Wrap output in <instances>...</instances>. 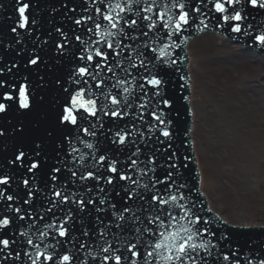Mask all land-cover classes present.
<instances>
[{
	"label": "snow or ice",
	"instance_id": "snow-or-ice-1",
	"mask_svg": "<svg viewBox=\"0 0 264 264\" xmlns=\"http://www.w3.org/2000/svg\"><path fill=\"white\" fill-rule=\"evenodd\" d=\"M142 2H148V6L142 9L137 8L136 15H140L141 11L144 13H153L155 11V15L142 16V19L147 21L145 26L148 31L142 32L141 35L148 36L149 32L154 29L159 33L162 28L165 31L164 35L160 36V41H168V43H163L162 47L150 48L152 53H158L151 59L145 56L144 51L139 50L140 45H137L136 49H132L131 45H125L122 40L115 39L119 35L131 40L139 38L138 36L128 37L125 28L118 26L121 20L124 21L128 28L138 26L136 19H125L120 15V13L131 12L133 5L123 6L121 3H117L115 8L119 9V12H115L112 6L108 5L106 10L101 7L96 8L99 20L93 16L86 18L94 24V27L87 28V32L93 33L99 39L92 40L90 37L89 43L85 45L81 36H75V40L81 41L82 45L78 49L79 55L76 52H71L66 47L69 43L67 34L61 28L55 29L57 33L64 37V42L55 44L58 56L61 59L65 56H70L72 60V66L68 70L66 78L56 77L55 80L49 81L45 74H41L40 65L43 60L39 55L29 56L23 65L12 63L10 66H0V77H3L5 72L12 77L11 80L0 78V114L7 115L13 108L17 111L32 112L34 108L48 102L47 90L53 85L58 87L63 94L62 100L57 98L50 104L53 109L54 125L45 133L56 145L55 155L51 158L49 165V174L52 181H57L59 179L57 174L61 172L62 168H67V162L60 158V153L64 150L65 143L71 147L69 155L73 160H76V154L79 149L74 146V141L84 143L86 148L92 149L94 147L93 144L87 143L84 140V136L95 137L98 130L103 133V117L119 120L129 114L125 109L131 108L132 105L127 100H125L122 107V102L118 98L119 93L113 95L111 89L107 92L104 91L105 80L101 78L103 71L116 76V70H120L125 72L127 76L131 75V69H144L147 75H141L140 79L146 80L147 84L152 86L153 89L152 97L147 102L148 105H154L149 111V115L154 121L151 127L158 132L157 140L161 145L165 146L163 151L168 152L173 147L172 140L176 134L173 124L174 119L178 118L179 112L174 109L175 101L167 90L169 81L165 77L168 74V69L172 68L177 63V60L172 58L175 54L169 49L181 48L186 43L187 37L182 34L189 28L202 30L201 26L203 28L208 27V24L199 18L205 15L199 6L204 3V0H198V4L189 3L188 0H163L160 3H153L151 0H136L137 5ZM211 2L210 11L217 14L214 17L216 27L222 28L226 33L240 34L244 38L245 43L251 41L253 46H259L264 50V31L257 33L252 23H245L247 16L243 10L247 5H250L251 9H264V0H211ZM33 7H38V3L33 4L31 0H16V11L19 14L18 27L20 29H28L31 32V28L28 27L29 24L37 25L36 16L33 14L30 18L29 15ZM72 11H75V9H72ZM101 21H106L107 25ZM74 23L80 26L82 20L75 19ZM10 31L17 33V27H12ZM110 37L112 39H109ZM101 44L110 49L111 52L104 51ZM143 48L147 49L149 45L144 44ZM125 49H132L135 52V59L139 63L132 62L133 56L130 53L125 57L129 61L128 68H125L124 61L119 59L124 54ZM110 57H112L111 60ZM60 62L58 59L57 63ZM147 65H151V69H155V71H152ZM22 72L27 73V75H21ZM17 77H19V81H17ZM91 82H95L94 87ZM127 83L126 78H117V83L111 87H120L123 93L127 94L130 92V89L125 86ZM139 86L143 88V84ZM100 97H103L108 103L98 105ZM110 105L115 107H110ZM139 107L144 109L146 104L141 103ZM99 113H103V117ZM140 119L143 120V116ZM7 131V128L0 126V138L4 137ZM12 131L22 134L24 131L23 124L14 126ZM108 131H111V129H108ZM129 135L130 133L124 129L118 130L114 133L112 143L125 145ZM161 137L164 139H160ZM116 151L119 152V149ZM139 152L140 149L137 148L133 156ZM175 158V152H171L167 156L169 161ZM84 161L85 156L81 154L79 162L83 164ZM129 161L126 162V169L121 170L119 167L121 161L118 158L109 160L107 156L100 155L97 158V163L106 164V172L94 170L95 165L93 170H87L80 175L76 171L68 169L71 178L80 181L104 180L107 185L119 188L127 198L125 203L138 199L142 202L139 211L149 213L146 217L147 226L143 228L135 226L129 229L125 227V221L127 220L131 225H138L141 221L140 215L137 212H133L131 207L125 206L122 210L117 211L116 205L110 204L109 207L113 209V220H110L104 228L99 230V236L101 238L105 237L107 233L104 229L115 227L122 232L130 231L135 235L136 242L129 240L126 244L121 245L120 248H115L112 243L105 239L104 244L107 246H100L98 255L92 257L93 262L99 260L101 264H137L138 261L143 260V264H206L205 256L201 255V250L206 256H211L210 249L215 248L216 245L211 244L205 237H216L219 229L213 230L214 222L205 219L201 215L204 209L198 207L196 200L190 199L194 185L191 188L188 187L183 182L182 175L178 171L179 167H186V165L168 164V168L171 170L166 172L163 180L150 177L148 183L141 184L138 179H133L131 172L127 170L135 169L139 161L131 157H129ZM9 163L12 165L19 164L28 173H32L35 176L37 171L49 163V157L44 150V142L33 141L31 145L21 144L17 146ZM147 163L152 165V167L148 168L145 166L144 169H140V177L148 176L149 172L155 173V157H149ZM10 179L11 177L6 175L0 176V185H7ZM120 182L130 183L125 185ZM66 183L67 181H65ZM23 184L28 187L30 181L24 179ZM157 185L162 186L163 194L161 188H157ZM101 190L103 191V189ZM88 191H91V189H88ZM196 191L198 192V190ZM185 192H187V195ZM34 195L35 192L30 189L26 193L29 199H25L24 203L31 206L30 200ZM54 195L61 198L62 202L65 203L70 200L69 195H65L58 190L54 192ZM198 195H202V193H198ZM0 196H4V193L0 192ZM6 199L13 201L14 197L7 195ZM71 200L77 204L81 211L87 208L89 204L96 203L93 199H77L75 195L71 197ZM99 203L103 205L106 201L100 200ZM145 203L147 207L144 206ZM14 211L20 212V209L16 208ZM48 211H51V209H48ZM96 211L107 213L106 209L99 207ZM208 212H211V209H208ZM124 213H129L130 218L125 217ZM23 218L22 216L20 217V219ZM97 220L103 224L100 217H97ZM220 223L226 224L223 221H220ZM10 224L11 220L7 215L0 218V229H7ZM46 227L52 228L54 225L48 224ZM56 230L60 237L68 236L69 228L64 226V222ZM81 234L87 237V228H84ZM144 234H148L149 238L147 240H144ZM44 235L46 233L42 232L41 236ZM116 235L118 237L119 233ZM198 239L199 242H197ZM218 239L227 241L228 235L225 232H220ZM13 243L15 241L0 238V246H2L0 247V253L4 254L2 259H0V264H3V261L9 258L20 259V252H16L13 257L11 251H6ZM27 243L37 248L38 258L41 261L49 262V264H71L75 259L71 254L61 255L57 250V245L62 243L60 241H57V245L49 246L51 249L50 253L39 252V246L34 245L31 239ZM85 247V244H79L80 249ZM125 253H128V255H125ZM24 255L28 257L31 264H38V260L33 259L29 253L25 252ZM223 259L227 261L229 256L225 254ZM259 264H264V259H261Z\"/></svg>",
	"mask_w": 264,
	"mask_h": 264
},
{
	"label": "bare ground",
	"instance_id": "bare-ground-1",
	"mask_svg": "<svg viewBox=\"0 0 264 264\" xmlns=\"http://www.w3.org/2000/svg\"><path fill=\"white\" fill-rule=\"evenodd\" d=\"M186 47L193 55L189 69L191 71L194 64L198 68L201 66L199 73L203 78L197 77V81L204 84L205 102L214 105L211 108L206 104L201 105L202 113L199 114L192 99L194 127H198L202 119L207 130L214 131L215 139H209L212 152L209 158L214 162L215 172L218 175L220 160L225 155L234 156L237 161L244 158L242 161L245 165L255 166L257 159L264 154V79L259 78L260 71H264V54L245 48L241 43L230 42L223 34L216 35L210 31L195 35ZM192 79L194 86L196 72L192 73ZM216 138L221 139L223 145L226 144L224 155L221 150H217L220 143H217ZM229 145H235L237 150L230 149ZM238 180L242 192L260 199L250 188L249 178L239 177ZM209 200L212 202L211 198Z\"/></svg>",
	"mask_w": 264,
	"mask_h": 264
},
{
	"label": "water",
	"instance_id": "water-1",
	"mask_svg": "<svg viewBox=\"0 0 264 264\" xmlns=\"http://www.w3.org/2000/svg\"><path fill=\"white\" fill-rule=\"evenodd\" d=\"M244 11H246V9H243ZM203 13H205V14H211L212 15V17H215L217 14L216 13H214V12H212V11H210V10H208V11H203ZM254 15L255 16H257L259 19H262L263 21H264V11H263V9H255V12H254ZM260 23L262 24V21L260 20ZM146 29V28H145ZM146 31H148V29H146ZM156 32V30L154 29V30H152L151 32H149V35L148 36H143L142 35V37H141V40H143L144 38L146 39V41L147 42H151V41H153V40H148V38H150V35L153 33V32ZM142 32H144V30H142L141 31V33ZM160 34H161V31L159 32ZM160 41V39H158V38H156L155 40H154V43L155 42H159ZM193 104V103H192ZM193 108H194V105H193ZM193 117H194V115H193ZM10 135V134H9ZM179 135V134H178ZM155 137L157 138V135H155ZM193 137H194V139H195V146L197 145V140H196V136H195V134L193 135ZM28 141V144L29 145H31L32 144V139L31 140H27ZM89 143H91V142H89ZM161 145V144H160ZM172 145H173V147L171 148V149H169L168 150V152H166L165 153V155L164 156H167L169 153H171V152H173L174 150H173V148L174 149H176L177 148V150H179V148H181L182 147V140L180 139V137H179V139H178V136L176 137V136H174V138H173V140H172ZM88 149V148H87ZM93 149V148H92ZM92 149H88V152L89 151H92ZM114 149H116V148H114ZM147 150V152H149V150H150V148H148V149H146ZM132 151L130 150L129 152H128V154H126V156L124 157V159H122L121 160V163H120V165L121 166H124V169L123 170H125L126 169V162H130L129 161V156H130V153H131ZM181 153H182V155H181V159H180V162L179 163H176V162H173V161H170V162H168V164H171V163H176L177 165H186L187 166V162H188V160H185V156L187 157V152L184 150V151H181ZM102 154H106L107 155V157L109 156H111V155H114L112 152H111V150L110 151H107V150H104V152H102ZM177 154V153H176ZM11 155H13V152H11ZM180 155V154H179ZM108 157V158H109ZM122 157V156H121ZM134 158V157H133ZM198 158H199V155H198ZM11 159H12V157H11ZM135 159H137L138 161H139V164L138 165H140V162H144V160H143V158L142 157H137V158H135ZM140 159V160H139ZM182 159H184V160H182ZM160 163H158V165H166V161L165 160H160L159 161ZM7 163H8V161H7ZM83 164H85V163H83ZM146 164H147V162H146ZM146 164H141L142 165V167H143V169L145 168V166H146ZM12 165V164H11ZM11 165H9V163H8V168L10 169V166ZM102 165H104V164H102ZM14 166H16V165H13V167ZM105 167H104V169L103 170H106V167H107V165H104ZM75 168H77L76 167V164H75V166H74ZM138 167V166H137ZM160 169L161 168H159L157 171H155V173H149L148 174V179L150 178V175H152L151 177L152 178H159V179H161V180H163L164 179V176H165V171L166 170H171V169H169L168 167L165 169V170H162V171H160ZM132 170V169H131ZM134 171V170H133ZM132 171V172H133ZM178 171H179V173L182 175V180H183V182H185L186 184H187V179L189 178L190 179V185L188 186V187H192L193 185H194V177L191 175V173H190V170L189 169H187L186 167H184V166H181V167H179L178 168ZM106 172V171H105ZM131 172V171H130ZM132 172H131V174H132ZM22 174V170L21 171H19V173H16L15 175L17 176V175H20V176H17L18 178H21V175ZM106 175H107V173H106ZM136 174L133 172V174H132V176H133V179H135L134 177H137V176H135ZM189 176V177H188ZM35 179H37V173L35 174ZM51 179L49 178L48 180H47V182H49ZM60 180V179H59ZM144 182H140L141 184H143V183H148L149 182V180H146V178H144ZM15 182H18L17 184L18 185H20L19 186V189L22 187V185H21V181H19V180H16ZM37 182V181H36ZM120 183H125V184H129L130 182H120ZM58 187L57 186H55V187H51L50 189H49V186H46V189L48 190V191H50L53 195H54V192L55 191H61L63 194H65V195H69L70 196V200H69V202H67V203H65V202H62V200H61V198H58V197H55V199H57V200H59V202H58V204H57V206H56V202H55V205L53 206V208L51 209V213H52V215L50 216V217H46V216H44L43 215V213H44V211H45V209L47 208V209H49L47 206H43V207H40L41 205H42V202H44V200H46V198L42 195V194H38V193H36L35 192V195L31 198V200H30V204H31V206H29V204H25L24 203V200L25 199H29L27 196H26V193H25V190H24V188L23 189H20V195H19V193H16V195L17 196H19L21 199H20V201L18 200V201H16V203H17V208H19L20 209V211H21V213H20V217L22 216V217H24L23 219H21L22 220V222H21V224H20V227H21V229L20 230H22V229H24V231L26 230V232H25V234H27V233H29V236L27 235V241L29 240V239H31V237H32V235L33 236H36V237H38L37 239H35L34 240V242H38L40 239V241H39V244H41V245H43V249L42 250H44V253H50L51 252V249H50V244L48 243H46V240L45 239H43L42 237H44V238H47V239H49V241L51 240V237H52V233H51V228H47L46 227V224H45V222L47 221V219L48 218H53V220L54 221H60V223H62V222H64V224L65 223H68V224H66L65 226H68L69 228H70V230H71V232L68 234V236L67 237H60L58 234L55 236L56 237V239H57V241H60V242H62L61 243V245L63 244V243H65V244H68V245H70L71 247H72V249H68V252H69V254H71V255H73V254H75L77 251H83V249H80L79 248V244H81V243H83L84 244V241L87 243L90 239L91 240H93L94 241V238L96 237V232H97V225H98V220H97V217H100V220H102L103 221V227L105 226V225H107L108 224V222L110 221V220H113V216H112V210L111 211H109V209H108V213H106L105 214V212H103L102 213V215H99V212H97L96 213V215H95V211H94V206H95V204L96 203H99V201H100V199H96V203L95 204H89L88 206H87V208H85V213L84 214H82V215H76V213H78L77 212V208H78V206H77V204H75L74 202H72V200H71V197L74 195V191H73V188L72 187H69V184L68 183H62V182H60V181H58ZM50 185V184H49ZM101 185H106V187L103 189V191L102 190H100L103 186H101ZM84 186V185H83ZM83 186L82 185H79L78 186V190L80 191L82 188H83ZM15 186L14 185H12L11 187H8L7 185H5L4 186V188H6L8 191H11V193H13L14 192V190H15V188H14ZM96 187V190L97 191H100L101 193L99 194V193H97L99 196H101V198H104L105 200H108V201H112V203L113 204H115L116 205V207L118 206V209L119 210H121V209H123L125 206H127V207H131L132 208V210H134L135 209V207L138 205V203H140L141 201H139L138 199H133L132 201H129V202H127V203H125L124 201H125V199H127L126 198V196H125V194H124V192L122 191L121 192V196H120V198L117 196V193H118V191L120 190L119 188H114L113 186H110V185H107L106 183H105V181L104 180H101L99 183H98V185H96L95 186ZM133 187H135V186H133ZM107 188V189H106ZM157 188H161V192H162V194H163V188H162V186L161 185H157ZM14 189V190H13ZM34 192V191H33ZM9 193V192H8ZM185 194L187 195V192H185ZM146 196H147V194H145ZM103 196V197H102ZM76 198V197H75ZM93 198H95V194H94V197H92L91 198V195L89 194V195H87L86 197H85V199H93ZM54 199V200H55ZM190 199H193V200H196L197 201V205H198V207H202L204 210H205V208H204V206L202 205V203H201V201L197 198V197H193V196H191L190 195ZM209 202H210V205L213 207H215L216 209H218L210 200H209ZM142 203V202H141ZM100 204V203H99ZM213 204V205H212ZM101 205V204H100ZM109 205H110V203H105V204H103V205H101V206H104V209H106V207H109ZM144 206L145 207H147V204L145 203L144 204ZM2 209V207L0 206V218L2 217V215L3 214H6V215H9V212L7 211V210H1ZM44 210V211H43ZM1 211H2V213H1ZM92 211H94L93 213H91ZM83 212V211H82ZM81 213V212H80ZM90 213V214H89ZM17 214V213H16ZM149 214V213H148ZM104 215V216H103ZM147 215V214H146ZM201 215L203 216V217H207V219L209 220V221H213L214 222V219H213V216L210 214V213H208L207 211H204L203 213H201ZM141 216H143V215H141ZM9 218H10V220H12L11 222H12V224H13V217H12V219H11V217L10 216H8ZM146 217V216H145ZM226 217V216H225ZM85 218H87L86 220H83V219H85ZM227 218V217H226ZM76 219V220H75ZM74 222H73V221ZM229 220V222H233V223H241V224H252V225H254V224H263L264 223V221H257V222H254V223H247V222H234V221H232V220H230V219H228ZM39 222L40 224H41V227L42 228H40L38 231L37 230H35L33 227H30V223L31 222ZM72 221V222H71ZM40 224H38V225H40ZM222 225V224H221ZM137 226H139V227H141V228H143V227H145V226H147V219H146V221L145 222H141L140 221V223L137 225ZM223 226V225H222ZM221 226V227H222ZM131 227H133V226H131ZM220 226H217V225H213V230H215V229H219V231H221L222 230V228H221ZM84 228H87V230H88V236L87 237H85V236H83L81 233H82V231L84 230ZM29 232H28V231ZM46 233V235H44V236H41V233ZM222 232H225L227 235H228V239L230 240V242L232 243V242H235L236 241V239L233 237V235L234 234H236V233H238V231H233V230H227V232L224 230V231H222ZM6 234H10V236H9V238H11V239H13L14 238V234H13V231L8 227L7 228V230H6V232H5ZM22 233V232H21ZM20 233V234H21ZM19 234V235H20ZM19 235H18V237H15V239H17V238H19ZM144 236H147L148 237V235L147 234H144ZM72 237H74L76 240H72ZM216 238H217V236L216 237H213L212 239H213V241H215L216 240ZM88 244V243H87ZM61 245H59V246H61ZM92 245H94V244H92ZM16 247H18V248H16ZM23 248H24V244H22V243H19V242H17L16 243V245H14L13 247L11 246L10 247V250L12 251V254L13 255H15V253H16V251L18 250V252H20L21 251V256H23L22 255V251H23ZM261 248V247H260ZM86 250L88 249V247H86L85 248ZM237 249V248H236ZM65 250H66V248L64 247V248H60V249H58V251L61 253V255H63L64 253H65ZM229 253H232V251L230 250V249H226ZM259 250H261V249H259ZM141 251H143L142 249H141ZM221 251V250H220ZM66 254V253H65ZM3 253H0V258H2L3 257ZM241 255V254H240ZM257 255H260V256H262V254H260V252L257 254ZM260 256H254V257H252V261H254L255 260V262H257V263H259V261H260V259H261V257ZM264 258V257H263ZM242 261V262H241ZM41 262H43V261H41V260H39V262H38V264H40ZM139 262H143V260H140V261H138L137 262V264L139 263ZM238 262H240L239 264H248L247 262H248V260L247 259H241L240 261H238ZM46 264H49V262H45ZM77 264H82V262H78Z\"/></svg>",
	"mask_w": 264,
	"mask_h": 264
},
{
	"label": "rangeland",
	"instance_id": "rangeland-1",
	"mask_svg": "<svg viewBox=\"0 0 264 264\" xmlns=\"http://www.w3.org/2000/svg\"><path fill=\"white\" fill-rule=\"evenodd\" d=\"M200 67L198 68L194 64L192 69L193 72H196L194 102L199 114L202 113L201 105L206 104L210 108L214 107L209 102H205L204 84L197 81V77L203 78L199 73V70L201 71ZM260 73L259 78L264 79V71H260ZM262 86L264 88V84ZM200 123L195 128L196 140L198 141L197 148L199 149L201 166L204 173V188L212 198L213 204L230 219L264 221V154H262V157H259V160L257 159L255 166L245 165V162L243 163L242 161L244 158H239V161H237L234 159V156H222L219 168L223 173L218 169L219 173L217 175L213 166L214 162L209 158L210 153H212L209 139L210 137L215 139L214 131L209 132L207 130L208 127L204 125V120L201 119ZM216 141L220 143L217 150H221L223 154L226 151V144L223 145L219 138H216ZM229 147L230 149L237 150L235 145H229ZM232 171L233 175H231ZM234 174L238 176L235 177ZM239 177L249 178L248 184L250 188L255 195H259L260 199L249 196L240 190Z\"/></svg>",
	"mask_w": 264,
	"mask_h": 264
}]
</instances>
